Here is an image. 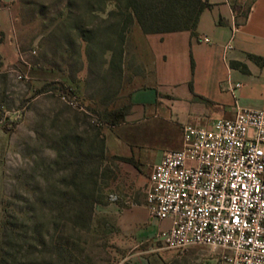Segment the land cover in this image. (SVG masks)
<instances>
[{"label":"rangeland","instance_id":"1","mask_svg":"<svg viewBox=\"0 0 264 264\" xmlns=\"http://www.w3.org/2000/svg\"><path fill=\"white\" fill-rule=\"evenodd\" d=\"M26 1L13 0L7 4L19 60L12 63L17 58L16 51L13 43L8 41L4 46L5 64L10 65L3 66L0 61V214L8 198L18 195V198L22 197L19 198L21 201L27 196L29 187L45 185L44 176L50 174L44 175V170L56 156L51 144L58 140L63 122H72L74 118L83 121V113H87V120L93 126L96 115L90 107L103 110L106 106L119 108L130 105V92L138 86L135 76L140 73L139 64L134 58V40L138 39L139 31L134 26L124 45L121 75L106 74L98 67L99 58L90 65L83 41L78 44L81 55L68 52L66 66L62 63L66 57L59 52L54 55L53 64L47 63L54 49L49 40H43L51 28L44 31L43 26L56 12L64 10V2L36 0L37 4L30 6ZM43 41L45 46L40 48ZM60 45L62 50L67 48L65 41L60 40ZM70 50L73 51L72 48ZM105 58L108 61L109 54ZM44 84L46 90L37 92ZM58 84L65 86L64 93ZM109 85L112 87L110 91ZM178 86L175 90L181 89L182 86ZM114 91L115 94L112 93ZM250 91L260 96V101L253 106L264 107V85ZM106 95L110 97L109 101ZM70 100L76 101L77 107L68 104ZM175 105L169 106L173 109ZM141 112L130 116L127 124L117 128L104 125L102 132L105 131L108 136L118 132L128 139L134 157L145 170L162 150L181 148L182 128L172 122L173 119L163 120L160 113L159 117H153ZM143 114H146V119L138 120V116L140 118ZM116 147L113 150L119 152V147ZM107 155L112 156L110 153ZM107 164L114 177L107 182L105 191L108 198L104 204L119 201L124 204L125 197L131 195L127 194L126 179L134 176L128 168L139 167L135 161L129 163L109 159ZM147 181L139 186L138 192L135 191L136 195H142L141 189L143 187L144 191ZM111 195H117L118 200L112 201L109 198ZM97 208L88 249L92 259L84 258L83 264H213V259L220 252L219 248L211 246L167 249L155 234L150 233L154 230L153 226H147L146 234H143V227L123 225L120 228L115 211H107L105 207L106 212L102 213L100 210L103 208L98 211Z\"/></svg>","mask_w":264,"mask_h":264},{"label":"trees","instance_id":"2","mask_svg":"<svg viewBox=\"0 0 264 264\" xmlns=\"http://www.w3.org/2000/svg\"><path fill=\"white\" fill-rule=\"evenodd\" d=\"M53 1L64 2V10L56 12L43 26L44 31L51 28L43 40H49L54 49L47 63L53 64L54 55L59 52L66 57L62 60L66 66L68 52L80 56L78 44L83 41L90 65L99 58L98 67L111 76L122 73L124 45L134 24L144 34L193 32L201 12L210 7L207 0ZM26 2L30 6L37 4L36 0ZM60 40L65 41V50L61 49ZM43 43L40 48L45 46ZM70 48L73 51H68ZM230 66L245 70L238 62L232 61ZM58 85L64 93L65 86ZM109 89L112 90L111 85ZM43 90L46 84L37 92ZM106 99L109 101L110 97L106 95ZM129 107H90L96 115L93 126L87 113H83V121L74 118L63 122L58 140L51 144L56 156L44 170V175L50 174L44 176L45 185L29 187L24 199L20 201L22 197L14 195L2 205L0 264H83L84 258L92 259L88 249L95 208L105 203L107 182L114 177L107 162L111 159L134 163L126 156L108 157L102 127L120 124Z\"/></svg>","mask_w":264,"mask_h":264},{"label":"crops","instance_id":"3","mask_svg":"<svg viewBox=\"0 0 264 264\" xmlns=\"http://www.w3.org/2000/svg\"><path fill=\"white\" fill-rule=\"evenodd\" d=\"M12 1L0 0L6 4L0 6V61L3 66L10 65L5 64L6 42L13 43L16 51L17 58L12 63H16L20 56L7 5ZM207 1L210 7L201 12L193 32L144 34L139 26L133 25L139 31L138 39L134 40V58L140 68V73L135 76L138 86L130 92V107L124 120L112 127L127 124L128 118L139 111L153 117L161 114L163 120L173 119L172 122L182 127L185 124L207 125L216 118L232 117L236 111L235 104L241 108L264 109L253 106L260 101V96L250 91L264 85V0ZM229 43L231 48L226 49ZM232 61L240 63L245 70L231 67ZM235 83L241 86L232 92L231 87ZM179 84L181 89L175 90ZM169 105L175 106L172 109ZM143 119H146V114L138 116V120ZM103 133L107 153L133 158L139 169L129 167V173L134 176L126 179L125 183L133 204L108 202L96 206L97 211L103 208L100 212H106L107 207V211H115L120 228L123 225L143 227V234L147 233V226H153L150 233L155 235L168 228V219L157 220L149 216L143 187L142 195L135 194L148 180L154 165L166 150H162L154 161L149 162L148 168L142 170L128 139L118 132L111 136L105 131ZM116 146L119 152L113 150Z\"/></svg>","mask_w":264,"mask_h":264},{"label":"built area","instance_id":"4","mask_svg":"<svg viewBox=\"0 0 264 264\" xmlns=\"http://www.w3.org/2000/svg\"><path fill=\"white\" fill-rule=\"evenodd\" d=\"M235 107L232 117L181 127V148L154 165L145 204L152 219L170 221L156 234L165 248L211 246L220 249L213 264H264V109Z\"/></svg>","mask_w":264,"mask_h":264}]
</instances>
